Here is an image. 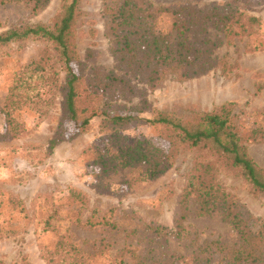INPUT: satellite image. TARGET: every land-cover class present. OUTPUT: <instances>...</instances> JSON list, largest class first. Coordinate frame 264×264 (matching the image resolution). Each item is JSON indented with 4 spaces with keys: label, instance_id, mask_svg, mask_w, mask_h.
Masks as SVG:
<instances>
[{
    "label": "trees",
    "instance_id": "16d2710c",
    "mask_svg": "<svg viewBox=\"0 0 264 264\" xmlns=\"http://www.w3.org/2000/svg\"><path fill=\"white\" fill-rule=\"evenodd\" d=\"M50 1L0 0V8L22 4L37 14ZM243 3L240 6L238 0H225L209 7H155L149 0H103L106 33L122 74L106 71L99 65L87 66L81 60L76 45L80 0H61L52 24H21L2 30L0 48L30 38L46 43L39 57L19 68L13 76L1 108L7 133L14 137L24 135L26 125L18 115L21 109L27 106L43 117L58 92L63 94V123L82 119L77 125L79 131L86 130L95 116L104 117L114 128L129 125L134 115L115 104L135 93L134 79L156 86L170 76L187 79L216 67H222L225 72L227 62L214 55L221 46L237 41H244L248 52L264 50L263 20L248 10L261 2L243 0ZM166 12L172 21L163 27L160 20ZM0 27H3L1 17ZM62 72L66 73L65 83L61 82ZM43 87L51 93L49 99L43 97ZM234 105L228 102L189 119H178L168 113L158 115L152 123L170 132L169 150L145 137L128 138L116 130L86 148L83 160H91L89 163L99 167L100 183L107 174L132 168V176L124 180L128 188L168 171L180 152L178 143L194 149L197 158L181 194L180 214L173 228L143 221L134 211L120 214L116 207L107 211L91 208L88 196L74 187L61 197H38L35 234L47 264H124L126 254L132 264H264V221L260 222L247 210L218 175L220 167L228 166L254 192L264 195V168L248 150L249 143H264V122L253 126L240 124L233 112ZM64 129L61 125V131ZM60 139L61 132L50 148ZM192 206L197 216H219L230 224L237 240L199 242V237L186 225ZM26 218L31 216L24 201L0 190V239L16 234L19 231L16 222ZM62 220L125 232L128 237L150 236L151 245L166 246L163 239H174L193 249L185 254L169 255L163 251L157 255L153 253L155 247L149 246L146 253H138V246L129 243L120 255H111L108 244L96 251H85L60 233L57 222ZM50 236L56 238L48 241Z\"/></svg>",
    "mask_w": 264,
    "mask_h": 264
},
{
    "label": "rangeland",
    "instance_id": "374dc122",
    "mask_svg": "<svg viewBox=\"0 0 264 264\" xmlns=\"http://www.w3.org/2000/svg\"><path fill=\"white\" fill-rule=\"evenodd\" d=\"M155 7H178L190 5L209 7L225 0H149ZM249 7V12L260 17L264 26V0ZM61 0H51L49 5L37 14L22 4H8L0 8L3 27L0 32L13 25L52 24ZM243 6V0H238ZM103 0H80L81 15L76 25V45L81 60L87 66L99 65L106 71L122 74L111 52L110 39L106 33V18L102 12ZM170 13L161 15L160 23L169 26ZM46 43L30 38L0 48V190L20 197L28 208L31 219L16 222L19 231L0 239V264H47L35 234V201L38 197H61L71 187L82 190L90 200L91 208L107 211L116 207L120 214L134 211L146 222H157L174 227L180 214V198L188 175L197 158V152L185 144L178 143L179 154L172 167L160 177L141 182L128 188L124 180L132 175V168L105 175L100 183L99 167L83 160L86 148L94 146L100 139L115 130L128 138L145 137L153 144L169 150L170 132L163 131L152 123L158 115L168 113L178 119H189L204 112L218 109L225 103L233 102L235 118L242 125L264 122V50L248 52L245 42L237 41L221 46L215 55L227 62L222 67L212 68L197 76L179 79L170 76L156 86L134 79L135 93L115 104L129 110L134 120L129 125L115 127L104 117L95 116L89 127L79 131L76 121L63 123V94L58 92L46 115L40 117L32 108L23 107L18 113L25 122L26 133L14 137L7 133L4 113L1 111L15 72L34 62ZM76 68V66H74ZM66 73L62 72L61 82L65 83ZM43 97L51 93L42 88ZM90 114V113H89ZM88 114V115H89ZM87 116V115H86ZM61 125L65 127L61 131ZM61 132L60 141L50 148L54 138ZM250 156L264 168V143L248 144ZM220 181L260 222L264 221V195L256 193L237 172L228 166L220 167ZM99 179V180H98ZM101 184L102 186H100ZM109 184V186H105ZM186 225L199 242L222 240L234 243L237 238L233 228L219 216H197L192 206ZM61 234L67 235L85 251H96L108 244L111 255H120L125 245L138 246V253H146L149 246L155 247V254H185L193 247L174 239L164 240L166 246L151 245L150 236L128 237L125 232H110L103 228H89L70 223L57 222ZM50 236L47 240H54ZM124 264H132L129 254Z\"/></svg>",
    "mask_w": 264,
    "mask_h": 264
}]
</instances>
